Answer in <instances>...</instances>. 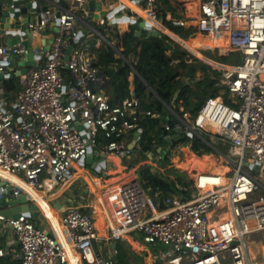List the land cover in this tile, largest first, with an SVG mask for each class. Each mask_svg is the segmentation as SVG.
<instances>
[{
	"label": "built area",
	"instance_id": "1",
	"mask_svg": "<svg viewBox=\"0 0 264 264\" xmlns=\"http://www.w3.org/2000/svg\"><path fill=\"white\" fill-rule=\"evenodd\" d=\"M131 1L138 9L131 8L138 16L131 19L163 31L157 24H162L160 0ZM194 1L197 14L179 25L224 41L232 53L241 55L242 63L217 66L222 92L230 93L231 103L222 96L208 97L196 115L182 107H168V114H159L162 144L169 147L176 136H198L210 145L207 136L232 173L222 177L202 172L185 184L176 181L179 192L169 196H151L137 180L108 189L103 199L111 220L110 239L141 234L145 244L160 250L157 264H264L250 244L251 236L264 232V0ZM78 3L89 15L85 0ZM79 20L76 9L40 12L28 24L30 36L55 21L53 44L49 50H35L40 56L21 76V90L13 102L0 88V171L37 191L49 193L67 182L91 148H97L100 132L110 140L100 151L103 155L127 158L143 152L147 160L160 146L145 150L142 144L140 117H155L153 112L143 113L135 96L112 107L102 90L105 78L93 47L96 38L105 39L100 29L107 25L105 18L88 33L77 27ZM167 20H172L171 14ZM25 41L0 44L3 80L16 71L11 55L15 62L27 56ZM23 193L31 196L19 182L0 177V199ZM0 220H8L18 241L8 250L0 249V257L10 256L20 264H116L95 250L96 223L84 207L61 215L64 240L32 218L5 219L0 214ZM54 231L58 233L55 226Z\"/></svg>",
	"mask_w": 264,
	"mask_h": 264
},
{
	"label": "trees",
	"instance_id": "2",
	"mask_svg": "<svg viewBox=\"0 0 264 264\" xmlns=\"http://www.w3.org/2000/svg\"><path fill=\"white\" fill-rule=\"evenodd\" d=\"M187 4L192 7L190 12H197L196 1L186 0ZM160 8V21L169 30L167 31L163 27L166 32L169 34L172 32L182 40L187 41L193 48H202L210 44V38H203V35L200 34L195 37L196 34L192 27L179 25L178 22L186 18L182 4L174 2V0H160ZM168 14L172 15V20H167ZM120 23V30L125 31L129 25L128 22L121 20ZM105 24L109 25L110 23L106 20ZM101 33L107 43L100 50L93 47V53L96 55L97 66L105 77L102 90L109 97L110 105L112 107L121 106L126 100L135 96L141 103L143 113L151 111L155 114V117L152 118L140 117L139 126L143 131L142 144L145 150L160 145L153 149V152H156L159 147L166 146L162 144L165 141L162 138V117L159 114L162 116L168 114V107L175 108L176 111H179V108L182 107L185 111L196 115L208 97L222 96L226 103H231L230 93L228 91L222 93L224 90L220 84L222 71L186 50L170 35L160 31L158 36H137L133 28L131 32L124 34H119L113 29H101ZM213 41L217 44L221 43L219 40ZM169 45L172 47L170 48ZM203 54L215 62L228 64L229 56L234 53L219 55L218 50H207ZM213 64L217 65V63ZM133 75L136 81L134 91L130 80ZM2 82L4 96L8 99L14 97V94L21 89V77L16 76L15 73ZM205 137L209 143L213 144L211 138ZM109 141L100 132L97 139V148L104 147ZM182 148H184L187 157L185 162L188 167L187 171L192 169L197 174L201 172L198 165L199 160L215 152L213 147L198 136L194 139L176 136L170 145L167 158H173ZM144 156L146 157V154L139 152L134 159L131 157L132 161H128L130 158H125L123 166L130 169L142 159H145ZM212 160V158H205L206 166L207 164L211 165ZM173 162L178 161L177 159H164L161 167L164 165L170 166ZM137 172L141 175V186L151 196H154L157 192L165 196L173 195L179 192L176 181L180 184L186 183L184 175L180 174L178 176L181 172L178 168L174 169V173L177 175L174 179L153 172L147 166H141ZM207 172H211V167L207 169ZM168 173L172 174V170ZM217 175L222 176L221 171ZM112 181L110 182L112 183ZM101 195L103 196L102 193ZM102 196H100L101 200ZM117 248L118 264L138 263V256L131 252V247L118 244Z\"/></svg>",
	"mask_w": 264,
	"mask_h": 264
},
{
	"label": "crops",
	"instance_id": "3",
	"mask_svg": "<svg viewBox=\"0 0 264 264\" xmlns=\"http://www.w3.org/2000/svg\"><path fill=\"white\" fill-rule=\"evenodd\" d=\"M27 2H32L33 3V10H32V21H35L38 19L39 17V13L43 8L48 7L51 10H54L56 12H58V10L60 9V7H65L68 9H76L79 16H80V20L78 21V28L84 32H91L92 28H95L98 26V20L99 18H102L101 15V11L102 10H106L109 13L110 12H114L115 13V18H122V17H118V14L126 9H134L136 11H138L137 6H135V4L131 1V0H95L99 5H101V10H97L96 12L99 14V18H95V14L91 13L89 15H85L83 12H81L78 9V0H63L66 5L61 4V0H26ZM90 0H85V8L89 10L88 8V3ZM188 3V2H187ZM7 4H6V0H0V12L3 8H6ZM132 8V9H131ZM190 9H192V7L190 5H188L187 7V12L189 15L191 16H195L197 14V12H190ZM90 11V10H89ZM42 12V11H41ZM27 17V15H24L20 18V20H22V22L24 21V19ZM124 17V16H123ZM108 21L110 24L113 23V20L110 17H106L105 21ZM123 20V19H121ZM121 20H119V22H117V24H121ZM124 22H127L125 20H123ZM15 22V20L12 18L9 20V24H13ZM0 24H1V18H0ZM109 24V25H110ZM158 25H160L163 31L166 32L169 31L163 24L157 23ZM113 24H111L112 26ZM104 27L108 28L106 30H110V27L107 25H105ZM101 27L100 29L104 28ZM113 27V26H112ZM163 27L166 29L164 30ZM58 28H57V24L55 21H52L48 27L43 30L40 34H37L35 36H33V38L31 36H24V30L20 29H12L9 28L8 30L4 31V33L0 34V44L1 45H7V41L10 38H15L16 36H20L21 41H25L26 39H28V41L30 42V50H36L39 48H45V50H49L51 45L53 44V41L58 33ZM168 33V32H166ZM171 34H169L173 39H175L176 41L183 43L184 45L186 44L187 47L193 52L196 53V55L200 58H202L204 61L213 64V63H217V65H222L221 63L215 62L205 56H203L202 54H200L199 52H195V48H193L187 41L182 40L181 38H179L178 36H176L175 34H173L172 32H170ZM203 38H206V36H202ZM208 38V37H207ZM101 41L103 42L102 45H100ZM95 48L97 50L103 49L105 47V43H107L106 39H102V38H96L95 40ZM223 45V44H222ZM225 46V45H224ZM15 70H17V66L15 65L14 67ZM1 78V77H0ZM131 80V87L134 91L135 88V78L134 75L131 76L130 78ZM3 80H0V88H3ZM21 90V89H20ZM20 90H18L15 94L14 97L10 98V102H13L18 93L20 92ZM99 151H102V148H97ZM214 149V148H213ZM166 151V146L163 147H159L156 152L153 153V155H151V157L147 160L142 159L140 162H142V164H140L136 171H138V169L141 166H147L149 168V166L153 163V162H160L161 164L164 162V153ZM216 152V151H215ZM218 154V153H216ZM216 154H211V155H207L204 156V158H212V164L213 165L215 162H217V158L218 157ZM104 159L101 162H97L96 163V167H95V171L97 172L98 176H95L92 174V167L90 165H88V162H82L80 165L84 166V170L82 172H75L74 175L68 179L67 182H63L60 183L52 192H44V191H37L32 187L26 186L23 183H21V181L9 174H4V172H0V177L5 178V179H10V180H15L16 182H19L22 186H24L26 188V190H28L31 194L27 195V197L29 198V200L31 201V203H37L40 206V210H41V215L38 217L36 223L42 227L47 229L48 231H50L53 235L56 234L60 236V238H62L64 240V236L62 234V225L60 224V217L61 215L73 208H78V207H84L83 202H85L86 197H84V191L80 190L78 188V183L80 178H85L89 181L91 188H92V205L91 208L89 210L90 214L92 215L93 219L95 220L96 223V227H97V232H98V237L99 240L94 242V248L97 252H102L105 256L107 257H112V259L114 260V262L116 264L117 263V254H118V248L117 245L119 244L118 241L112 240L110 239V229H111V220L109 217V212H108V208L107 205L105 204V201L103 199V196L101 195V193L103 194V192L106 190H104L107 185H114L117 184L121 179H123L122 177L118 178H113L110 177L108 179H104L101 176H104L105 178L111 176L109 174V172L105 169L102 168L100 170V167L102 166V164H104V161H106L107 157L109 155H103L101 154ZM113 155V154H112ZM116 157L112 156L110 157L111 160L112 158H117L120 162H117L118 164V169L115 171L112 169V175L115 174H122L123 173V158L120 156L115 155ZM134 158L137 157V153L133 154ZM219 156H221L219 154ZM130 157V156H129ZM128 158V157H127ZM133 158V159H134ZM224 160V159H223ZM224 162H226L224 160ZM114 164V163H113ZM160 164V165H161ZM210 165V166H211ZM108 167V165H106ZM228 166V165H227ZM208 166H205L204 169L201 168V172L205 171V169ZM79 168V166L77 167V169ZM111 168V166H110ZM219 168L221 169V175L224 176V167L223 166H219ZM230 170V166L227 167ZM228 170V171H229ZM200 172V173H201ZM87 173V174H86ZM227 173V172H226ZM91 174V176L89 177V175ZM215 174H218V168L217 171L215 170ZM141 176V175H140ZM89 177V178H87ZM91 178V179H90ZM172 178V177H171ZM175 177H173L172 179H174ZM113 179V181H112ZM140 179V178H139ZM112 181V183L110 182ZM139 181V180H137ZM140 183V182H139ZM113 188V187H112ZM110 188V189H112ZM99 195L102 196V205L98 206V208H96V203L99 199ZM9 197H13V196H9ZM54 226L57 230L58 233H56L54 231ZM139 233L134 232L132 233V236L129 235H125L121 240H119L121 245H124L125 247H131L132 246H136L138 245V247L144 251H146V254L150 255V258L152 256L151 253V248L149 245L147 244H143L140 243V237H139ZM145 243V242H144ZM18 244L16 235L12 229V227L9 225L8 220H0V249H6L8 250L11 247H14ZM154 249H156L155 247H153ZM263 248V257H264V245H262ZM132 253H134L131 250ZM136 254V253H135ZM158 256V255H157ZM262 256V255H261ZM116 258V260H115ZM152 260V258H151ZM159 260V258H158ZM144 260H141V262H143ZM152 264H157V262H154V259L152 260ZM0 264H20L18 261L12 259L10 256H5V257H0ZM138 264V263H137Z\"/></svg>",
	"mask_w": 264,
	"mask_h": 264
},
{
	"label": "water",
	"instance_id": "4",
	"mask_svg": "<svg viewBox=\"0 0 264 264\" xmlns=\"http://www.w3.org/2000/svg\"><path fill=\"white\" fill-rule=\"evenodd\" d=\"M61 4L66 5V3L61 0ZM7 7L3 8L0 12L1 24H0V34L4 33V31L8 30L9 28L12 29H23L24 33L27 36H30L31 33L28 30V24L32 21V10H33V3L27 2L26 0H6ZM88 8L91 13L95 14V18H99V14L96 12L97 10H101V5H99L95 0H90L88 3ZM49 8H43L41 11H47ZM40 11V12H41ZM24 15L27 17L22 20L20 18ZM102 18H106L107 16L113 20L111 24H117L119 20L123 19L131 25L135 34L137 36L141 35H156L158 36L160 31L155 29L153 30L151 25L145 21H138L136 19H131L129 16H124L122 18H115L114 12H108L106 10L101 11ZM57 17H60V14H57ZM14 19L15 22L13 24H9L10 19ZM58 31V30H57ZM33 38V36H31ZM21 41L20 36H16L15 38H10L7 41L8 46H13ZM24 45L29 49L27 56L22 60L15 62V56L11 55V60L14 65L17 66V70L15 71V75L21 77L25 74L30 67L36 65V59L39 58L40 54L36 53L35 50H30V42L25 41ZM171 48L172 46L169 45ZM72 47L69 48L68 53ZM104 76V74H102ZM0 80H3V76H0ZM105 78V77H104ZM164 123L166 120L163 121ZM169 143L172 141V137L167 139ZM213 147L212 144H210ZM104 157L101 155L100 151L94 146L91 148L90 154L87 157L88 165L92 167V174L98 176L97 172L95 171L96 163L101 162ZM257 170V168H254ZM11 188V185L9 186ZM10 195L4 196L0 199V214L4 216L5 219H18L21 216H25L28 218H32L34 221H37L38 217L41 215L40 206L37 203H31L29 198L26 194H22L19 197H9ZM42 228V227H41ZM52 235V234H51ZM116 260V258H115Z\"/></svg>",
	"mask_w": 264,
	"mask_h": 264
},
{
	"label": "rangeland",
	"instance_id": "5",
	"mask_svg": "<svg viewBox=\"0 0 264 264\" xmlns=\"http://www.w3.org/2000/svg\"><path fill=\"white\" fill-rule=\"evenodd\" d=\"M174 2H177V3H180V4H182V9L184 10V14H185V16H186V18H188L189 19V22H191L192 20H191V15H189L188 14V12H187V7H188V4L186 5V0H174ZM123 16H129L130 18L131 17H136V18H138V16H137V14L135 13H133L132 12V10H130V9H126V10H123V11H121L119 14H118V17H123ZM161 22V21H160ZM110 27V29H113L114 31H116V32H118L119 34H124V33H126V32H131L132 31V27H131V25L129 24L128 26H127V29L125 30V31H121L120 30V25L119 24H113L112 26H111V24L110 25H107V27ZM106 27H104V28H102L103 30H106V29H108V28H106ZM162 32H164V33H166L165 31H162ZM166 34H168V33H166ZM169 35V34H168ZM199 34H196L195 35V37L196 36H198ZM190 39H193V38H190ZM185 41V40H184ZM180 43V42H179ZM103 44V42L101 41V43H100V45H102ZM186 50H188L189 52H191L192 54H194V55H196L195 53H193L186 45H184L183 43H180ZM217 46H219V47H221L220 49L219 48H216ZM207 50H209V51H215V50H218V54L219 55H229L230 53H231V50L229 49V48H227V47H225L224 46V44L222 45L221 43L219 44H217V43H215L212 39H211V42H210V44H208V45H205V47H202V48H196L195 49V52H199L200 54H202L203 56H204V54H203V52H205V51H207ZM197 56V55H196ZM198 57V56H197ZM206 57V56H205ZM200 58V57H199ZM202 59V58H201ZM242 62V58H241V55L239 54V53H234L233 55H231V56H229V58H228V64H239V63H241ZM212 66H214L215 68H218L217 66H220V64L219 65H216V64H212ZM223 93V92H222ZM213 143L215 144V142H214V140H213ZM167 146V145H166ZM185 148V147H184ZM184 148H182V149H180V151L173 157V158H171V159H168L167 158V154H168V151L170 150V146L168 147L167 146V149H166V151H165V154H164V157H163V159H166V160H173V159H177V161L178 162H173V164L172 165H167L168 167H166V168H161V163L160 162H157L156 164H154V166H152V168H151V170L153 171V172H156V173H158V174H161V175H164V176H167V177H175V176H177V175H175V173H174V169H176V168H178L181 172L178 174V176H180V174H182V175H184L185 177H186V180L187 179H190V180H194L195 179V175H197V172L196 171H193L192 169L190 170V171H187V165H185V162L187 161V157H186V155H185V152H184ZM214 154H216L215 152H213ZM141 154V153H140ZM139 154V155H140ZM141 155H143V154H141ZM218 157H220V158H217V162L216 163H214L213 165H211V166H209L210 164H207V168L205 169V171H207V169L209 168V167H211V173H213V174H215V170L217 171V168H218V173H219V171L221 170L220 168H219V166H223L224 167V174L226 173V172H228V166H227V163L226 162H224V158L223 157H221V156H219V154H216ZM131 157H133L134 158V156L133 155H131L130 157H128V158H130V159H128V161H132L133 159L131 158ZM144 158H146L145 156H144ZM125 158H123V160H124ZM84 162H87V160L85 159V161ZM123 162V161H122ZM140 164H142V162H139V163H137V164H135L133 167H131L130 169H128V168H126L125 166H124V169H123V173L122 174H116V176H115V174L114 175H111V176H109V177H107V178H105L104 176H101L102 178H104V179H108V178H110V177H117L118 178V176L119 177H122L123 179H121L117 184H112V185H107V187L104 189V190H108V189H110V188H112V187H115V186H117V185H119V184H122V183H125V182H129V181H131V180H139V182H140V175L138 174V172L136 171V169H137V167L140 165ZM185 165V166H184ZM79 167H84V166H82V165H78ZM171 170H172V174L170 173H168V171H170L171 172ZM87 174V173H86ZM89 175V174H88ZM169 175V176H168ZM91 176V174L89 175V177ZM256 176H258V174H256ZM89 177H87V178H89ZM228 177H230V175L228 176ZM91 178H94V177H92L91 176ZM90 178V179H91ZM261 179V178H260ZM78 188L80 189V190H82V191H84V197H86V200H85V202H83V205H84V208L85 209H87V210H90V208H91V205H92V195H93V192H92V188H91V185H90V183H89V181L87 180V179H85V178H80V180H79V183H78ZM105 197V191L103 192V198ZM101 205H102V203H101ZM145 217H147V215H145ZM129 236H132V234H129ZM139 237H140V243H142L143 242V244H145L144 243V239H143V236L142 235H139ZM118 243L120 244V242L118 241ZM250 244H251V247L255 250V251H257V253H259L260 254V256L262 255L263 256V254H262V252H263V248H262V245H264V232H262V233H258V234H255V235H253V236H251V238H250ZM150 248H151V253H152V256H151V258H152V260L154 259V262H157L158 261V256L157 255H159L161 252H160V250L158 249V248H156V249H154L152 246H150ZM134 253H136L137 254V256H138V258H137V260H138V264H152V260H151V258H150V255L149 254H146V251H144V250H142V249H140L139 247H138V245H136V246H132V249H131ZM262 252H261V251ZM141 260H144L143 262H141ZM160 263H162V261L160 262ZM223 264H225L224 262H223Z\"/></svg>",
	"mask_w": 264,
	"mask_h": 264
},
{
	"label": "bare ground",
	"instance_id": "6",
	"mask_svg": "<svg viewBox=\"0 0 264 264\" xmlns=\"http://www.w3.org/2000/svg\"><path fill=\"white\" fill-rule=\"evenodd\" d=\"M158 26H160V25H158ZM160 28H162L161 26H160ZM221 43H223V44H225V42L224 41H221V40H219ZM112 156H114V157H116L115 155H112V154H109V156L107 157V159H106V161H104V164H102V166L100 167V170L102 169V168H105L108 172H109V174L110 175H112V169L113 170H117L118 169V163L117 162H119V160L116 158H112V160H111V158L110 157H112ZM114 163V164H113ZM157 162H153L150 166H149V169H151L152 168V166H154V164H156ZM227 163V162H226ZM106 165H108V167L106 166ZM198 165H199V167L200 168H202V169H204L205 168V166H206V162H205V158H202V159H200L199 160V162H198ZM227 165H228V163H227ZM110 166H111V168H110ZM229 166V165H228ZM166 167H168L167 165H164L163 167H161V168H166ZM84 170V168L83 167H79L77 170H76V173L79 171V172H82ZM1 172V171H0ZM203 172H207V171H203ZM3 173V172H2ZM202 173V172H201ZM232 173V168L230 167V170L227 172V173H225L224 174V176L225 177H228L230 174ZM5 174V173H4ZM224 176H222V177H224ZM101 202H102V200H101V197L99 196V199H98V201H97V203H96V208H98V206H100L101 205ZM67 238H68V235H67Z\"/></svg>",
	"mask_w": 264,
	"mask_h": 264
}]
</instances>
